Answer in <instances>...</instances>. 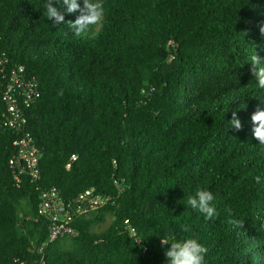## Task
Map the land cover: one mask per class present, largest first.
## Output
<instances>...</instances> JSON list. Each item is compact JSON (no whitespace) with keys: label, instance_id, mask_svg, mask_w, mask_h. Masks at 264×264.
<instances>
[{"label":"trees","instance_id":"obj_1","mask_svg":"<svg viewBox=\"0 0 264 264\" xmlns=\"http://www.w3.org/2000/svg\"><path fill=\"white\" fill-rule=\"evenodd\" d=\"M100 2L102 21L77 36L68 22L80 13L62 0L59 25L46 0H0V93L23 67L42 153L41 179L18 182V131L0 94V264L42 244L47 264H167L161 238H195L204 264H264V145L252 121L264 111L253 74L264 68V0ZM53 186L67 200L93 188L111 201L78 218L76 236L48 243L36 216ZM197 189L213 194L212 219L187 203Z\"/></svg>","mask_w":264,"mask_h":264},{"label":"built area","instance_id":"obj_2","mask_svg":"<svg viewBox=\"0 0 264 264\" xmlns=\"http://www.w3.org/2000/svg\"><path fill=\"white\" fill-rule=\"evenodd\" d=\"M22 71L23 67H20L18 71H13L11 76L13 84H10L0 94L7 112L4 124L18 131V137L13 142L16 153L11 160L15 177L18 182H22L23 177H28L33 183H36L41 179L40 159L42 153L35 138L27 129L28 118L24 107L36 98L37 92L33 86L20 79L19 72ZM77 158L76 153L71 155L67 164L68 169ZM110 201V196L99 193L93 188L86 189L77 197L67 200L60 190L53 186L41 191L36 219L44 218L48 221V243H51L57 239L76 236L79 233L75 226L76 220L98 211ZM45 249L44 244L36 246L32 257L27 260H17V264H47Z\"/></svg>","mask_w":264,"mask_h":264},{"label":"clouds","instance_id":"obj_3","mask_svg":"<svg viewBox=\"0 0 264 264\" xmlns=\"http://www.w3.org/2000/svg\"><path fill=\"white\" fill-rule=\"evenodd\" d=\"M63 4L67 6L69 13L79 11V16L68 24L70 28L75 31V35L79 36L82 33L90 30L91 26L96 25L102 21L103 7L100 0H83V6L79 0H62ZM46 14L49 20L54 21V25H59L64 21V15L53 6V0H46ZM260 32L264 35V27L260 28ZM253 65L259 64V58L253 56ZM253 74L258 81L260 88H264V68L258 70L254 67ZM252 121L257 126L254 128V135L260 141L261 145H264V111H257L252 116ZM231 127H234L237 131L242 129V124L236 113H233V119L230 121ZM256 181H260V177L257 176ZM214 200L213 194L208 190L197 189L194 196L188 198L187 203L201 213L205 214L206 219H212L215 215H218L216 208L213 206ZM242 226V225H241ZM183 231L189 232L190 226L185 224L182 226ZM141 241L138 240L137 243ZM161 246L170 244V248L165 250V256L167 258V264H204L205 254L207 249L201 245L195 238H188L181 242H169L166 238H161Z\"/></svg>","mask_w":264,"mask_h":264},{"label":"rangeland","instance_id":"obj_4","mask_svg":"<svg viewBox=\"0 0 264 264\" xmlns=\"http://www.w3.org/2000/svg\"><path fill=\"white\" fill-rule=\"evenodd\" d=\"M110 221H111V218H109L108 222L103 224L101 228L107 227V224L110 223ZM96 229H99V227H96Z\"/></svg>","mask_w":264,"mask_h":264}]
</instances>
